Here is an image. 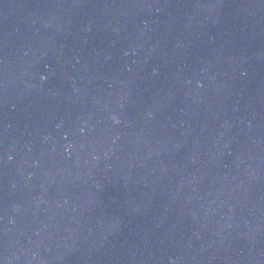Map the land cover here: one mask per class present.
Returning <instances> with one entry per match:
<instances>
[{"label": "water", "instance_id": "95a60500", "mask_svg": "<svg viewBox=\"0 0 264 264\" xmlns=\"http://www.w3.org/2000/svg\"><path fill=\"white\" fill-rule=\"evenodd\" d=\"M0 264H264V0H0Z\"/></svg>", "mask_w": 264, "mask_h": 264}]
</instances>
